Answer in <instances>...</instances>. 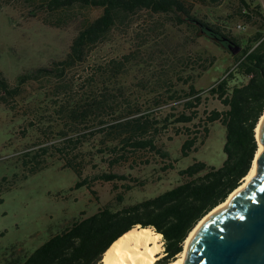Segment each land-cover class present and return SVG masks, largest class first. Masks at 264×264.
Masks as SVG:
<instances>
[{
	"label": "trees",
	"instance_id": "trees-1",
	"mask_svg": "<svg viewBox=\"0 0 264 264\" xmlns=\"http://www.w3.org/2000/svg\"><path fill=\"white\" fill-rule=\"evenodd\" d=\"M13 1L0 0V5ZM28 1L37 3L34 16L42 15L43 23L55 28H62L67 20L65 16L75 8L95 7L101 13L82 23L62 57L20 73L16 85L12 86L0 73V102L5 104L10 97L19 96L21 87L29 81L55 79L58 89L72 88L71 79L66 80L68 71L89 62L92 51L104 43L114 27L141 10L170 14L172 26L185 25L194 37L201 33L226 50L220 37L242 46L235 59L236 71L243 80L233 83L235 72L229 69L206 95L191 85L183 95H172L170 105L156 100V106L148 109L118 111L116 108L117 94L125 88L128 64L140 66L137 61L131 62L132 53L125 54L123 59L96 61L93 71L86 72L78 83L83 84V95L60 105L59 112L70 131L62 129L60 137L54 140L34 142L20 156L30 173L54 165L53 158L62 160L63 166L77 177L71 191L83 186L91 188L95 182L102 181L112 183L115 192L96 212L72 220L33 251L19 244L0 246V264H101L113 242L137 225L153 227L164 236L165 256L156 264L168 263L183 250L185 240L198 222L227 199L251 168L258 147L256 127L264 113V6L261 0H237L235 12L221 20L208 19L202 6L203 1L218 0ZM234 18L251 24L253 31L234 33L231 27ZM201 24L210 31L202 32ZM213 101L220 102L223 109L209 108ZM109 112L117 115L110 119ZM215 122L226 129L223 147L226 158L221 166L195 160L179 170L183 179L178 184L152 196L130 199V191L137 185L145 186L149 180L132 170H116L115 166L123 167L132 155L150 152L166 163L161 170L175 169L177 157L165 147L163 135L175 128L176 135H184L181 153L187 157L198 151ZM179 126L191 132H181L177 129ZM191 127H198L203 136L193 134ZM152 171H158V167L154 165ZM119 187L125 189L116 191Z\"/></svg>",
	"mask_w": 264,
	"mask_h": 264
},
{
	"label": "rangeland",
	"instance_id": "rangeland-1",
	"mask_svg": "<svg viewBox=\"0 0 264 264\" xmlns=\"http://www.w3.org/2000/svg\"><path fill=\"white\" fill-rule=\"evenodd\" d=\"M202 4L208 19L221 20L235 12L237 0L203 1ZM34 7L37 3L28 0L0 5V73L12 86L16 85L20 73L62 57L82 23L101 13V9L95 7L75 8L65 16L63 27L55 28L43 23L42 15L34 16ZM171 20L170 14L141 10L123 24L116 25L104 43L92 51L89 62L68 71L66 80L72 82L69 90L58 89L55 79L29 81L21 87L19 96L10 97L7 104L0 102V246L19 244L33 251L55 231L77 217L96 212L113 198L115 191L109 182L98 181L91 188L83 186L69 190L77 177L58 158L50 160L54 165L36 173L28 172L20 160L22 152L34 142L54 140L60 137L62 129L70 131L59 112L60 105L83 95V84L78 83L86 72L93 71L96 61L106 62L112 57L123 59L125 54L132 53L131 62L140 64L139 68L128 64L125 88L117 94L115 102L118 111L137 107L148 109L156 100L168 106L173 103L172 95H183L191 85L202 89L206 95L229 69L235 72L233 83L243 80L236 71V54L201 33L194 37L185 25L172 26ZM231 23L236 34L253 31L251 24L238 18ZM213 107L223 109L224 106L213 101L209 108ZM110 115L107 117L112 119L117 114ZM175 129L161 138L165 147L177 157L175 169L161 170L166 163L150 152L132 155L125 166L114 167L120 171L132 170L149 180L145 186H135L130 191V199L152 196L178 184L183 179L179 170L195 160L216 167L223 164L226 129L220 122L211 125L198 151L187 157H182L181 153L185 136L176 135ZM177 129L191 132L185 127ZM191 129L193 134L203 136L198 127ZM104 164L107 165V161ZM154 165L158 171H152ZM123 189L119 187L116 191ZM161 240L165 256L164 236Z\"/></svg>",
	"mask_w": 264,
	"mask_h": 264
},
{
	"label": "water",
	"instance_id": "water-1",
	"mask_svg": "<svg viewBox=\"0 0 264 264\" xmlns=\"http://www.w3.org/2000/svg\"><path fill=\"white\" fill-rule=\"evenodd\" d=\"M201 27L202 32L210 31L204 24ZM220 40L233 55L242 50L227 37ZM260 140L264 145V122ZM257 150L253 161L260 166L259 173L230 206L215 211L197 230L186 264H264V148L258 155Z\"/></svg>",
	"mask_w": 264,
	"mask_h": 264
},
{
	"label": "bare ground",
	"instance_id": "bare-ground-1",
	"mask_svg": "<svg viewBox=\"0 0 264 264\" xmlns=\"http://www.w3.org/2000/svg\"><path fill=\"white\" fill-rule=\"evenodd\" d=\"M264 122V113L256 127V138L258 141L257 155L263 150L264 145L260 140L261 128ZM260 166L255 159L248 174L243 178L240 185L221 204L217 205L206 214L189 233L184 242L183 250L178 256L166 264H186L188 248L191 239L202 226V224L217 210L230 206L234 197L243 191L259 173ZM163 256V244L161 234L153 227L137 225L120 236L107 249L101 264H155Z\"/></svg>",
	"mask_w": 264,
	"mask_h": 264
},
{
	"label": "built area",
	"instance_id": "built-area-1",
	"mask_svg": "<svg viewBox=\"0 0 264 264\" xmlns=\"http://www.w3.org/2000/svg\"><path fill=\"white\" fill-rule=\"evenodd\" d=\"M239 27H242L241 25H239Z\"/></svg>",
	"mask_w": 264,
	"mask_h": 264
}]
</instances>
